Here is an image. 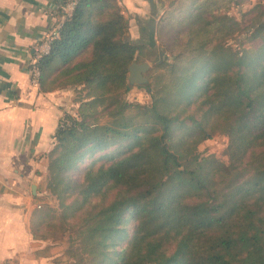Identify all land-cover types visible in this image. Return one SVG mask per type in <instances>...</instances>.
Here are the masks:
<instances>
[{"label": "trees", "instance_id": "1", "mask_svg": "<svg viewBox=\"0 0 264 264\" xmlns=\"http://www.w3.org/2000/svg\"><path fill=\"white\" fill-rule=\"evenodd\" d=\"M222 1L167 2L155 34L170 58L147 102L121 97L140 45L116 0H76L38 57L39 90L83 91L45 152L58 213L34 208L29 226L47 239L58 220L72 264H264V39L229 46ZM262 36L258 22L247 37ZM215 130L226 162L195 151Z\"/></svg>", "mask_w": 264, "mask_h": 264}, {"label": "crops", "instance_id": "2", "mask_svg": "<svg viewBox=\"0 0 264 264\" xmlns=\"http://www.w3.org/2000/svg\"><path fill=\"white\" fill-rule=\"evenodd\" d=\"M61 1L0 0V264H61L29 226L58 117L73 113L77 101L73 86L41 91L27 72L43 33L60 21ZM116 1L124 38L140 45L135 54L153 46L164 0Z\"/></svg>", "mask_w": 264, "mask_h": 264}, {"label": "rangeland", "instance_id": "3", "mask_svg": "<svg viewBox=\"0 0 264 264\" xmlns=\"http://www.w3.org/2000/svg\"><path fill=\"white\" fill-rule=\"evenodd\" d=\"M168 1L169 0H164L162 11L165 9ZM222 2L223 4L227 5L225 7L226 12L234 17L238 22L237 30L231 34V36L226 40V43L235 49H240L242 47L250 50L258 48L264 39V36L261 38L251 39H249L247 36L255 24L258 22H262L264 24V0H239L238 2L233 0H228L225 2L224 0ZM154 42L155 43L153 46L145 47L143 51L137 52V54H135L134 58L132 59L136 62H147L148 67L145 71L141 72V75L146 78V83L130 82L127 90L121 94L123 99L128 101L137 100L139 102H147L149 100V92L146 90L145 85L148 83L150 78V70L154 66V63L168 60L170 58L169 53L161 47L160 41L157 39L156 34ZM73 87L74 88L70 90V97L77 101L78 98L83 96V91L78 86ZM70 113L75 115V109L73 110V113ZM105 118V115L102 114L99 118V121H103ZM226 140L227 137L222 131L215 130L208 137L197 142L195 145V151L199 155L210 154L219 160L226 162L227 158L224 152ZM45 174L46 169L37 182V189L40 193L33 200L35 204L34 208L42 209L51 207L53 208L54 214H57V200L45 188ZM37 203L39 204L38 207L36 206ZM51 221L53 222V225L47 226L46 231H44L42 234H45L47 237L46 240L50 242V246L55 252L54 258H57V261H59L61 264H72V259L65 252V248L67 246V231L62 230L61 224H59L58 220L51 219Z\"/></svg>", "mask_w": 264, "mask_h": 264}, {"label": "built area", "instance_id": "4", "mask_svg": "<svg viewBox=\"0 0 264 264\" xmlns=\"http://www.w3.org/2000/svg\"><path fill=\"white\" fill-rule=\"evenodd\" d=\"M75 1L76 0H62L59 4V10H60L59 23L43 33L42 39L37 46V50H36L37 52L28 63L27 72H28V79L30 84L34 86L37 85L38 68L36 65V61L42 53L47 52L49 47V41L51 40V38L57 35L59 25L61 24L63 19L70 14ZM66 123H67V118H64L63 115H60L58 119V124L62 125ZM36 206L38 207L39 204L37 203Z\"/></svg>", "mask_w": 264, "mask_h": 264}, {"label": "water", "instance_id": "5", "mask_svg": "<svg viewBox=\"0 0 264 264\" xmlns=\"http://www.w3.org/2000/svg\"><path fill=\"white\" fill-rule=\"evenodd\" d=\"M147 67L148 64L145 61L136 62L134 60H131L126 66L127 86L129 85L130 82L146 83V78L141 75V72L145 71Z\"/></svg>", "mask_w": 264, "mask_h": 264}]
</instances>
